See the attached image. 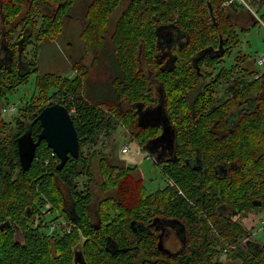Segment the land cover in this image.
<instances>
[{
	"label": "trees",
	"instance_id": "1",
	"mask_svg": "<svg viewBox=\"0 0 264 264\" xmlns=\"http://www.w3.org/2000/svg\"><path fill=\"white\" fill-rule=\"evenodd\" d=\"M222 1L89 2L79 34L85 53L73 62L75 74L69 77L52 72L36 73V93L19 108L14 125L0 117V127L5 128L7 124L16 127L9 141L5 144L0 141V215L4 217L7 210L18 218L24 214L29 219L26 238L20 243L12 239L11 231L0 229V264H72L73 248L78 245L81 246L86 264H101L94 256L88 258V255L100 253L104 249L105 239L118 238V231L132 234L128 219L120 217L130 218L152 209L183 218L187 224V237L199 242L198 257H188L186 264H223L218 260L210 262L218 249L212 247L209 222L220 227L221 234L227 240L231 238L232 231H238V228L223 219L218 220V225L215 219L218 192L211 168L213 163L229 158L251 162L252 170L246 174L248 180L237 177L232 182H222L220 193L236 200L241 199L243 203L246 201L244 197L250 192L257 194L264 191V173L260 172L264 170V71L247 80L254 70L241 67L247 59V55L241 52L235 55L233 65H223L224 56L240 41L234 16H244L246 10L236 5L234 0L227 7L221 5ZM259 1L261 4L263 0ZM73 2L0 0L2 17L19 18L15 22H6L9 27L3 30V36L6 40L11 39L14 36L12 31L18 28L17 40L11 44L14 50L31 43L35 47L31 60H23L27 69L22 74H19L18 67L0 69V93L12 92L20 81L24 82L36 72V51L40 39L60 33L63 17L71 10ZM122 3L124 5L120 7ZM209 5L212 12L209 11ZM237 6L241 9L238 10ZM116 11L118 14L112 22ZM256 23L255 19L253 24ZM164 25L175 26L186 36L182 44L174 48V63L170 68H162L158 58L157 31ZM243 28L247 29V26ZM220 39L223 51L214 54V50L220 48ZM210 47L213 49L211 52L202 54L204 49ZM88 52L91 56L86 63L84 58ZM196 56L199 73L202 72L206 80L203 91L189 99L187 90L198 81L193 65ZM17 61H14L15 64ZM96 68H99L102 79L93 78L92 72ZM235 69L240 70L241 75L233 79L236 89L232 91V97L217 104L216 99L211 97L213 92L209 85L218 77H230ZM212 72L214 76L208 75ZM8 83L11 85L7 86ZM153 83H158L161 89L164 114L169 116L175 130L173 134L176 133L170 158L154 156V161L174 185L165 184L146 193L136 165L118 164L99 157V189L105 193V197L97 202L96 216L105 228L95 230L88 211V203L93 196L94 175L90 161L94 152L82 151L81 146L92 144L99 133H106L113 119L128 117L135 128L130 131L131 135L146 150L144 144L156 137L158 126L140 125L136 107L157 103ZM247 97L255 98L253 110L239 114L234 129L226 131L231 110ZM52 102H60L69 110L79 137V156H70L61 168H57V156L42 141L36 148L35 158L29 168L22 170L15 137L24 130H30L36 136L41 129L39 120H35L36 113ZM202 109L206 111L203 115L200 114ZM212 126L219 128L218 135L211 131ZM200 150L210 169L204 177L200 176L198 168ZM147 153L151 151L148 149ZM9 175L11 178L8 180ZM83 175L86 179L79 187L76 178ZM58 181L67 189L71 213L66 209L69 205L65 202ZM178 188L183 191V195L177 193ZM8 196L10 203L6 202ZM23 198L26 201L24 204ZM45 202H50V207L47 208ZM25 205L29 208L27 212ZM55 210L58 213L54 214ZM59 216L65 220L68 229L61 238H56L57 231L53 230L56 226L52 228L51 223ZM105 232L107 236H104ZM81 234L85 238L79 242ZM123 251L121 259L115 264H133L127 255L131 251ZM237 255L240 256L238 264H264L259 255L251 258L241 250Z\"/></svg>",
	"mask_w": 264,
	"mask_h": 264
},
{
	"label": "flooded vegetation",
	"instance_id": "2",
	"mask_svg": "<svg viewBox=\"0 0 264 264\" xmlns=\"http://www.w3.org/2000/svg\"><path fill=\"white\" fill-rule=\"evenodd\" d=\"M222 2L221 5H223ZM232 2L233 0H231L229 4L223 6L227 7ZM88 4L86 5L85 10ZM85 10L83 11V17L81 19L83 20V22L85 21L84 20ZM243 10H246L244 13L245 16H247L248 18L246 20L245 19L239 20L238 16H234V20L236 24L245 27L247 25V22L253 23L256 18L253 16L252 12H250L247 8ZM65 15L69 17L72 16L71 11H69ZM18 19L19 18L16 19L15 17L12 19L11 17L4 18L2 17V13L0 11V69L12 70L13 68L16 69L18 67L19 74H22L23 71L27 69L26 62H24L23 60L25 59L26 61L31 60V57L27 54V47L29 45L25 46L24 48L18 47V50H14L11 44L13 41L17 40V36L20 31L18 30V28L17 29L14 28V30L12 31L14 36L9 40H6V38L2 34L3 30L6 27H9V25H7L6 22H15ZM82 27L79 30V34ZM157 32L158 35L156 37V41L159 46L158 58L162 62L161 67L170 68L171 65L174 63V60L173 63H171V59H173L174 48L182 44L186 36L184 32L179 31L177 28H175V26L170 27L169 25H164ZM82 46H83V42H82ZM84 53L85 52H83L81 56H83ZM17 59H18L17 61L18 64L17 63L15 64L14 61ZM73 65L74 63H72L71 66L75 74V69ZM193 65L198 75L197 78L198 81L188 88L187 94L189 99H192L194 96L199 95V92L203 91L204 89L203 83L206 80L205 76L202 75V72L199 73L200 72L199 65L198 64H193ZM241 67L254 70L253 74L247 76V80L251 79L252 77H257L262 73V72H258L252 67H246V65L244 64H242ZM208 75L214 76L215 73L212 72L209 73ZM237 75H241V71L235 69L232 72V75H230V77L221 76L211 82V84L209 85V88H211L210 91L213 92V95H211V97L216 99L215 102L217 104L223 103L226 99L232 97V91L236 89L235 86L236 83L235 80L233 79ZM199 77L202 79L199 80ZM20 83L22 82L20 81L16 85V88ZM10 85L11 83L7 84V86ZM152 88H153V94L154 96H156L157 103L145 104L142 105L141 107L137 106L136 107L137 122L143 127L151 126L154 123H157L156 125L158 126V132L156 134V137L150 140L149 142H146L144 145L152 149L150 154L153 155V158L155 156L156 158L168 159L173 153L174 138L176 133L175 135L173 134L175 132L173 123L169 121L168 119L169 116L167 117L163 112L164 111L163 105H161L162 93L158 83H153ZM9 93L11 92L5 91V93H0V105L2 103L1 100L5 99ZM254 99H255L254 97L251 98L247 97L243 99L242 102L237 105V107L231 110L230 114L227 117L226 131H232L234 129L239 114H241L242 112L246 113L253 110ZM159 105L161 106V108L159 107ZM14 108L11 110H14ZM3 111H6L5 107H3V110L0 109V117L2 118H4V116L2 115ZM205 112L202 109L200 114L203 115ZM38 113L39 112H37L36 115ZM13 123H15V118ZM15 130L16 127H8V128L0 127V141H2V143L4 142L5 144L7 141L11 139L10 135H12V133H14ZM218 130L219 128L217 127L214 126L211 127V131L214 132L216 135H218L217 134ZM22 133H20L15 137L16 150H17V138ZM32 137L34 139L36 138V136L33 135ZM42 141L44 140H41L40 143ZM147 150L148 148L146 149V152ZM57 162H59L58 157H57ZM212 165H213V167L211 168L212 174L216 179L215 188L216 191L218 192L217 201L215 203V208H214L215 219H217L218 225H220L219 223L220 221L218 220L221 219L228 221L230 224H235L238 228V231H232L231 238L227 240L221 234L222 232L221 228L217 227L215 223H213L212 221L209 222L213 236L212 247H216L218 249L217 252L213 254L214 259L212 260L210 259V262H214L218 260L223 264H238L240 261V256L237 255V252L239 250L243 251L244 254L249 255V257L251 258L253 256L259 255L258 257L264 260V240L261 241V239H258L257 237L259 233L260 234L264 233V191L263 192L259 191V193L257 194H252L250 192V194H248L247 197H244L246 198V201L243 203L240 202L241 199L236 200L234 197H229L226 194L221 195L220 193L221 191L220 184L222 182H232L237 177L241 179L245 177V180H248L249 176L246 177V174L250 170H252L253 165H251V162H247V163L241 162L238 161L236 158L221 160L216 164L213 163ZM198 168H199V174L202 177H204L207 173L210 172L208 165H206V162L204 161V157L201 150L199 152ZM260 172L264 173V170H260ZM7 178L9 180L11 178V175L7 176ZM166 184L173 186L174 182L172 180H170V182L166 180ZM178 189L179 190L177 193L183 195V191L180 188ZM104 197H105V193L101 191L96 196L93 193L92 199L88 203V211L92 218V226L95 230L105 228V226L102 227L99 218H97L96 216L97 202L100 199H103ZM6 202L7 203L11 202L9 196ZM37 202H40V200H37ZM65 202L67 205H69L66 207L67 211L71 213L72 212L71 204L67 202V200ZM24 203H26V201H24L23 198L22 204ZM93 203L95 207L93 206ZM27 207L28 206L25 205L26 212L29 209ZM5 212H6L5 216L0 217V229L4 231H11L12 239L15 240L16 243L22 242L23 238H26L25 231L27 228V224L29 223V219L26 218L27 215L25 216L23 214L21 215V217L18 218L15 215L8 213L7 210ZM120 219H128L129 225L132 230V234L127 235L124 234L122 231H118L120 237L118 236V238L108 239V240L105 239L103 243L104 249L101 250V252L98 254L95 255L89 254L88 258L94 256V259L101 261V264H108L109 262H114L113 264H115L116 261L121 259L122 252H124L123 250L131 251L127 253V255H129V257L132 259L133 264H186V261L189 259L188 257H190V259L194 258L195 256L198 257L199 242L197 240H192L187 237V224L186 221L181 217H176L167 214L165 212H160V210L158 209H152L150 211L140 212L139 214L132 216L130 218L121 216ZM104 236H107V232H105ZM125 236H127V238H125ZM124 248H128V249H124ZM211 253L212 251L209 252L210 255ZM75 257L77 258L76 262L74 261ZM72 259H73V264H86L85 256L82 252L80 245L75 246L73 248ZM195 261H199V260L195 259Z\"/></svg>",
	"mask_w": 264,
	"mask_h": 264
},
{
	"label": "rangeland",
	"instance_id": "3",
	"mask_svg": "<svg viewBox=\"0 0 264 264\" xmlns=\"http://www.w3.org/2000/svg\"><path fill=\"white\" fill-rule=\"evenodd\" d=\"M89 1L90 0H74L70 10L72 16L69 17L65 15L66 17H63V25L60 33L56 36L48 35L40 39L36 51V72L31 74L27 80L20 83L5 99L1 100L2 103L0 109L3 110V107L6 108V111L2 112L5 121H10L11 124L14 125L13 121L19 113V108L28 101L34 93H36V73L52 72L64 76H71L74 74L71 64L84 52V47L82 46L79 36V30L84 23L81 19L83 17V11ZM236 4L243 7V9L247 8L252 12L257 23L253 24L248 22L246 25L247 29H242L240 25H236L240 41L224 56L223 65L226 67L233 65L235 55L238 52H241L247 55V59L243 63L246 67H252L258 72H263L264 63L259 64L256 59L264 54V15H262L264 13V0L261 4L259 0H236ZM123 5L124 3H122L120 7H123ZM237 9L239 10L238 6ZM117 14L118 12L116 11L113 15L112 22ZM242 17L245 20L248 18L245 15H241L238 19L243 20ZM34 52V43H31L27 47V54L32 58ZM90 54L91 53L89 52L86 53L84 58L86 63L90 60ZM98 69L99 68L93 69V78L102 79L103 76ZM47 101H50V99ZM12 106L15 107L14 110H11ZM130 121L131 119L128 117L123 119H113V124L106 133H99L92 144L81 146L82 151H86L87 153L94 152V155H91L90 162L94 175L92 189L95 196L100 192L99 184L101 182V167L99 168L98 166L99 157H104L106 161L118 164L136 165L138 174L143 178L146 193L153 192L166 184V176L162 174L160 165L155 163L154 158L148 155L146 150L142 149L139 141L131 135L130 131L135 130V128ZM6 126L7 128L10 127L9 124ZM123 145H127L128 147L126 152L121 151ZM76 179L79 187H82V183L83 181L85 182L86 176L83 175ZM57 184L61 188L65 201L67 200L68 202L69 198L67 189L59 181ZM45 204L47 208L50 207V202H45ZM93 206L95 207L94 203ZM57 210L54 211V214L58 213ZM54 220V226L56 227L53 230L57 231L55 237L61 238L68 229V225L65 224V220L62 216H59ZM257 237L263 241L264 233H259ZM84 238L85 236L81 234L79 242H82ZM76 239L77 238H75V240Z\"/></svg>",
	"mask_w": 264,
	"mask_h": 264
},
{
	"label": "water",
	"instance_id": "4",
	"mask_svg": "<svg viewBox=\"0 0 264 264\" xmlns=\"http://www.w3.org/2000/svg\"><path fill=\"white\" fill-rule=\"evenodd\" d=\"M209 11L212 12L210 5ZM219 47V49L214 50V54H220L223 51L221 39L219 41ZM212 50L211 47L204 49L202 54L211 52ZM197 60L198 57L196 56L193 62L197 64ZM171 63H173V59H171ZM159 107L161 108L160 105ZM35 119H38L41 123V129L36 134V138L34 139L32 137L30 130H25L17 138V153L22 170H26L31 165L35 157L36 147L41 140H44L47 146L59 158L57 168H61L69 156L75 158L79 156L80 142L77 130L71 114L64 104L53 102L45 105L36 115ZM147 148L152 151L148 146ZM76 257L74 258L75 262L77 261Z\"/></svg>",
	"mask_w": 264,
	"mask_h": 264
},
{
	"label": "built area",
	"instance_id": "5",
	"mask_svg": "<svg viewBox=\"0 0 264 264\" xmlns=\"http://www.w3.org/2000/svg\"><path fill=\"white\" fill-rule=\"evenodd\" d=\"M230 1H231V0H223L222 4H223V5H227V4L230 3ZM256 61H257V63H259V64L264 63V54H263L262 56H260L259 58H257ZM13 108H14V107H11V109H13ZM127 150H128L127 145H123L121 151H122V152H126ZM147 154H148V153H147ZM148 155L152 156L151 154H148ZM152 157H153V156H152ZM166 180L170 182V179H168L167 177H166ZM54 224H55V222L51 223V227H52V228L54 227Z\"/></svg>",
	"mask_w": 264,
	"mask_h": 264
}]
</instances>
